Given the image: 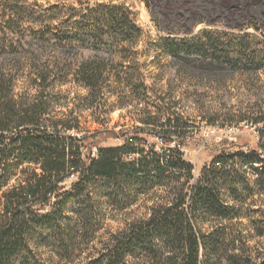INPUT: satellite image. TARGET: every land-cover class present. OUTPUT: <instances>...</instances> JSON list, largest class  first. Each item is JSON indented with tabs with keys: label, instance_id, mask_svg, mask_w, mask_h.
Returning a JSON list of instances; mask_svg holds the SVG:
<instances>
[{
	"label": "trees",
	"instance_id": "trees-1",
	"mask_svg": "<svg viewBox=\"0 0 264 264\" xmlns=\"http://www.w3.org/2000/svg\"><path fill=\"white\" fill-rule=\"evenodd\" d=\"M87 11L74 30L41 40L53 44L55 56L34 62L22 93L17 78L0 72V264H28L32 246L52 242L64 254L57 232L77 240L103 217L101 203L135 205L142 198H148L146 213L114 233L100 264H264V248L223 223L238 217L222 194L248 191L241 168H264L263 146L221 143L195 178L184 152L196 141L190 116L179 103L166 102L176 90L163 97L146 83L147 66L139 60L153 50L139 48L145 40L132 12L105 4ZM14 25L4 26V34L18 36L21 28ZM151 45L155 59L171 60L177 75L189 80L223 84L229 73L264 68V56L243 40L194 36ZM120 109H131L133 125L116 132L111 115ZM217 116L205 121L212 125ZM102 139L123 142L103 147ZM262 180L256 187L264 190ZM70 205L76 223L67 226Z\"/></svg>",
	"mask_w": 264,
	"mask_h": 264
},
{
	"label": "rangeland",
	"instance_id": "rangeland-1",
	"mask_svg": "<svg viewBox=\"0 0 264 264\" xmlns=\"http://www.w3.org/2000/svg\"><path fill=\"white\" fill-rule=\"evenodd\" d=\"M98 4L123 6L132 12L143 32L139 40H145L139 48L153 50L139 60L140 64L147 66L144 70L146 83L156 90L161 89L162 95L176 90L175 99L166 102L179 103L185 116H190L192 136L196 141L187 144L184 152L187 160L195 166V178L216 157L213 151L216 146L224 142L227 146H263L259 154L264 160V68L253 75L229 73L223 84L189 80L177 75L171 68V60L164 57L155 59L156 53L151 45L152 40L166 38L200 36L207 39L215 36L219 40H243L248 49L256 52V56L263 57L264 0H0V72L3 70L19 80L17 94L30 86L28 74L32 72L34 62L55 56L53 44H44L41 40H55L56 34L74 30L80 18L89 13L87 8ZM8 23L21 28L18 36L4 34L3 27ZM206 30L210 32L205 34ZM38 32H44L45 38ZM76 53L80 54L77 49L73 54ZM83 54L88 55L86 50ZM155 99L154 96L151 101L156 103ZM130 111L116 110L111 115L110 128L116 132L124 126L130 128L134 116ZM212 114L218 116L209 125L205 119ZM122 142L120 139H102L101 146H118ZM262 171L264 168L259 165L241 168L240 175H244L247 187L253 192L243 188L234 194L228 193L227 189L222 193L230 207L235 208L236 212L230 214L238 217L223 223L232 225L235 234L247 236L251 246L261 249L264 248V238L259 237L264 234V190L256 186L262 180ZM70 182L63 186L68 189ZM101 192L98 189L92 197ZM146 200L148 198H142L138 204L125 206L101 203L103 217H97L93 230L80 233L77 240L62 238V233L57 232L59 238L56 240L63 241L62 247L59 244L57 247L67 249L64 254L51 240L52 247L32 246L28 257L32 262L28 264H100L102 250L114 233L127 220L146 213ZM71 208V205L67 208L69 220L64 222L67 226L76 221L70 213ZM204 230L210 231L211 228ZM60 254L63 255L60 257ZM23 260L20 259L19 264Z\"/></svg>",
	"mask_w": 264,
	"mask_h": 264
}]
</instances>
